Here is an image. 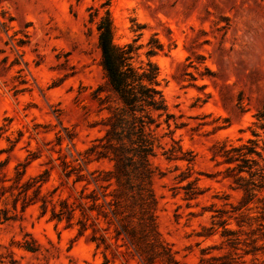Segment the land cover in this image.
<instances>
[{"label":"rangeland","instance_id":"obj_1","mask_svg":"<svg viewBox=\"0 0 264 264\" xmlns=\"http://www.w3.org/2000/svg\"><path fill=\"white\" fill-rule=\"evenodd\" d=\"M104 2L9 0L0 6L8 19L6 28L0 25V264H264V180L247 202L236 179L251 177L238 174V162L224 154L254 139L263 159L253 157L264 167V128L255 117L264 105V0ZM107 11L116 44L143 33L135 66L148 61L149 41L164 46L151 57L173 114L170 126L162 117L160 146L150 159L160 235L139 246L115 240L104 223L96 232L105 238L101 246L91 228L79 236V210L71 226L51 219L61 200L81 201L90 172L112 168L108 159L83 163L85 150L106 129L108 111L99 110L93 93L106 83L98 24ZM179 145L183 158L167 159L164 152ZM62 160L81 166L86 179L67 177ZM27 161L22 183L46 169L49 176L39 199L23 207L13 178ZM195 178L202 193L188 199L182 186ZM94 188L91 182L86 192ZM44 195L51 199L45 214ZM3 209L11 219L3 220Z\"/></svg>","mask_w":264,"mask_h":264},{"label":"trees","instance_id":"obj_2","mask_svg":"<svg viewBox=\"0 0 264 264\" xmlns=\"http://www.w3.org/2000/svg\"><path fill=\"white\" fill-rule=\"evenodd\" d=\"M7 1L9 0H0V6ZM109 3L110 0H105L103 4ZM0 25L4 28L8 25L4 11L0 12ZM143 26L138 25V28ZM98 31L106 83L100 85L93 94L99 101V110H107L108 115L104 122L106 126L104 135L97 138L95 143L85 150L83 163L86 165L94 160L108 159L112 163V168L108 170L97 168L90 172L91 179H88L80 190L81 201L74 205L67 199L61 200L59 210L52 209L51 219L59 222L65 219L67 226H71V220L79 210L77 221L79 236L91 228L93 240L98 242V247L101 246L105 243V238L97 237L96 232L97 226L104 223L106 232L113 227L115 240L126 238L132 245L139 246L142 240L149 238L158 241L160 235L157 216L152 211L157 201L151 188L153 170L150 159L155 155L156 147L160 146L157 130L163 123L162 117H165L164 122L170 126L173 114L169 113L163 90L160 88L159 67L151 57L162 52L164 46L156 39L149 41L146 50L148 61L145 65L137 67L134 61L139 49L143 47L137 42L143 33L137 34L131 42L116 44L109 11L98 24ZM103 91L106 92L105 96H101ZM255 117L260 127L264 128V105L257 111ZM180 149L181 145L172 146L164 153L169 160L181 159L183 157L176 154ZM224 154L228 162H238V166L235 167L238 174L249 173L251 177L249 180L242 175L236 180L245 191V200L247 202L252 200L256 189L262 187L264 180V167H259L258 160L263 159V153L259 151L257 141L249 139L240 146L225 149ZM254 155L258 156V159L253 157ZM189 160L192 162L193 159ZM29 163L30 161L19 164L13 178L15 186L20 189L21 197H17V200H23V207L39 199L42 186L49 176V170L46 169L22 183V177ZM2 165L4 163L0 162V167ZM62 165L67 177L76 175L74 182L86 179L81 173V166H71L65 160H62ZM20 166H23V169H20ZM185 178L187 177H182L180 182ZM198 180L195 178L182 186L186 190L188 199L197 198L202 193L197 186ZM91 182L96 188L86 192ZM31 188H34L33 195L28 193ZM40 198L42 213L45 214L51 199L47 195ZM90 212L95 214L92 215ZM2 214L5 221L12 218L5 209L2 210ZM90 218L92 222L88 223ZM219 223L224 228L223 236L232 233L225 227V220ZM149 259L152 261V257ZM167 259L170 262L175 261L172 254H168Z\"/></svg>","mask_w":264,"mask_h":264}]
</instances>
